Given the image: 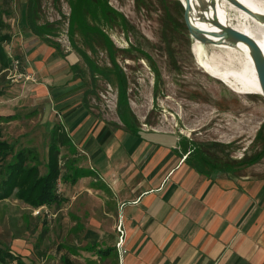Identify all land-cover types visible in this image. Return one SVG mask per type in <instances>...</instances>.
Instances as JSON below:
<instances>
[{
	"label": "rangeland",
	"instance_id": "1",
	"mask_svg": "<svg viewBox=\"0 0 264 264\" xmlns=\"http://www.w3.org/2000/svg\"><path fill=\"white\" fill-rule=\"evenodd\" d=\"M70 1L0 0L7 22L0 32L12 36L5 48L12 62L20 60L17 68L0 65V115H12L0 119V130L14 153L34 148L45 171L50 132L54 124L62 123L53 89L77 86L73 92L94 115L111 125H123L117 64L126 76L128 116L134 124L188 138L190 148L222 144L211 146L219 163L250 159L260 152L263 157L254 168L264 171V97L235 91L198 64L193 52L196 40L186 26L180 0H108L113 10L108 18L94 6L87 20L108 35L111 52L101 35L78 28L75 43L71 42ZM29 4L44 38L27 25ZM200 15L204 17L198 12V21ZM230 18L252 32L249 18L218 3L217 19L226 24ZM211 51L209 47L210 55ZM85 56L94 64L93 71ZM79 153L75 147H62V164L72 159L77 166L84 164ZM12 159L9 154L0 160V182ZM99 186L105 187L89 179L81 186L62 179L58 191L66 200L41 209L13 195L0 200V247L22 255L27 264H65L59 257L66 250L64 242L84 239L98 230L90 225L89 214L91 206L103 201L95 190ZM97 233L104 234L102 229Z\"/></svg>",
	"mask_w": 264,
	"mask_h": 264
},
{
	"label": "crops",
	"instance_id": "2",
	"mask_svg": "<svg viewBox=\"0 0 264 264\" xmlns=\"http://www.w3.org/2000/svg\"><path fill=\"white\" fill-rule=\"evenodd\" d=\"M76 87L51 91L84 157L78 167L92 170L75 184L89 179L105 187L95 189L103 201L89 214L98 230L64 242L59 257L65 264H264L259 161L202 173L178 135L142 127L134 134L124 124L111 125L85 107ZM119 224L125 229L121 247Z\"/></svg>",
	"mask_w": 264,
	"mask_h": 264
},
{
	"label": "trees",
	"instance_id": "3",
	"mask_svg": "<svg viewBox=\"0 0 264 264\" xmlns=\"http://www.w3.org/2000/svg\"><path fill=\"white\" fill-rule=\"evenodd\" d=\"M35 1V0H33ZM70 26L69 37L72 43L74 41L75 28L80 29L85 34H99L103 37L105 43L110 48L111 40L108 35L97 26L90 24L87 20V14L93 13V7H98L105 17H109L108 11L112 7L108 0H71L70 1ZM27 8L26 21L30 30L37 36L44 38L42 33V26L39 25L34 18L32 5L29 4ZM114 15L123 20V15L118 11H114ZM7 22L4 19V13L0 8V29L6 28ZM10 33L0 32V65L2 69H7L12 66V58L6 51L5 44L11 41ZM89 68L93 71V63L86 57ZM116 74L119 83V101H120V117L125 127L132 133L139 132V126L134 124L128 116L129 102H128V87L126 76L123 70L116 64ZM73 70H77L76 65H71ZM0 90V95H2ZM128 116V117H127ZM12 115H0V119H11ZM185 152L189 151V156L195 160L194 166L202 173H208L216 169L222 171H234L236 168L253 164L258 162L263 156L260 152L250 159H239L225 161L221 163L217 160L216 152L212 151V145L222 144L218 143H204L199 146L203 147L204 152L199 151L197 147L190 148L191 145L188 138H180ZM190 144V146H188ZM73 147V140L70 133L65 128L64 124L56 123L50 132L47 159L44 163L45 171L40 169V161L38 152L31 147L21 148L17 152H13V145L7 140L3 139L2 131L0 130V160H5L9 154H13V159L6 165L5 177L0 182V200L15 196L17 199L24 201L28 205L37 208L43 205L61 204L66 200L58 191V184L60 180L76 182L79 177L90 176L92 170L87 173L82 172L84 168H79L76 165V160H67L62 164L61 148ZM224 147V146H222ZM211 151L212 153H209ZM261 156V157H260ZM221 157V156H220ZM189 160V159H188ZM27 264L24 257L20 254L14 253L11 249L0 247V264Z\"/></svg>",
	"mask_w": 264,
	"mask_h": 264
},
{
	"label": "bare ground",
	"instance_id": "4",
	"mask_svg": "<svg viewBox=\"0 0 264 264\" xmlns=\"http://www.w3.org/2000/svg\"><path fill=\"white\" fill-rule=\"evenodd\" d=\"M185 1V0H180ZM256 12L264 14V0H240ZM193 22L206 33V36L213 38L217 43H204L195 38L196 43L193 52L197 57L198 64L203 69L216 76L226 85L241 93H258L262 94L261 86L256 73L254 62L250 55L248 46L244 42H238L235 46L226 43H220L219 37L215 32L220 28L214 24L217 19L218 3L222 6H229L239 12L240 16H246L252 24V32L245 30L242 24H234L231 18L226 24L233 26L235 29L255 37L256 42L264 50V22L251 16L245 10L233 4L230 0H191ZM198 12L200 15L198 21ZM202 18V20H201ZM205 18V20H204ZM206 22V23H205ZM212 49V54L208 53V48ZM208 53V54H207Z\"/></svg>",
	"mask_w": 264,
	"mask_h": 264
},
{
	"label": "water",
	"instance_id": "5",
	"mask_svg": "<svg viewBox=\"0 0 264 264\" xmlns=\"http://www.w3.org/2000/svg\"><path fill=\"white\" fill-rule=\"evenodd\" d=\"M233 4L238 6L239 8L248 12L251 16H254L258 20L264 22V14L261 12H256L240 0H230ZM184 6V20L186 26L190 32V34L194 37L199 39L204 43H217L216 40L206 36V33L202 30V28L198 27L192 20L191 13H192V3L191 0H185L184 2L181 1ZM214 24L220 28V31L215 32L216 36L219 37L220 43H226L231 46H235L238 42H244L250 51V55L254 62V66L256 68V73L258 76V80L261 86L262 96L264 97V50L262 47L251 38L249 35L235 29L233 26L229 24H225L220 20H215Z\"/></svg>",
	"mask_w": 264,
	"mask_h": 264
},
{
	"label": "built area",
	"instance_id": "6",
	"mask_svg": "<svg viewBox=\"0 0 264 264\" xmlns=\"http://www.w3.org/2000/svg\"><path fill=\"white\" fill-rule=\"evenodd\" d=\"M19 63H20V60L19 59L13 60V62H12L13 66L16 67V68L19 66ZM26 77H27V79H30L31 78L29 75L26 76ZM39 212H40V210H37V213H39ZM117 229L120 232V239L117 242V245L116 246L117 247H121L122 244H123V241H124L125 229L123 228V226L121 224L118 225Z\"/></svg>",
	"mask_w": 264,
	"mask_h": 264
}]
</instances>
